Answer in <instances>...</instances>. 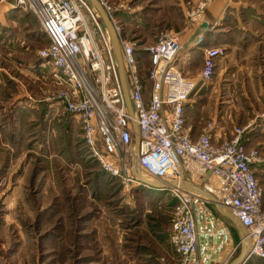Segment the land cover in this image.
I'll use <instances>...</instances> for the list:
<instances>
[{
	"label": "rangeland",
	"instance_id": "rangeland-1",
	"mask_svg": "<svg viewBox=\"0 0 264 264\" xmlns=\"http://www.w3.org/2000/svg\"><path fill=\"white\" fill-rule=\"evenodd\" d=\"M99 1L111 8L124 34L135 42L145 98L151 90L145 48L171 35L172 29L185 34L178 28L180 22L193 29L208 18L214 2ZM14 2L17 7H11L6 26L0 25V264L171 263L176 254L169 245L170 212L178 200L170 191L127 184L88 156L81 127L63 102L66 87L42 57L50 42L36 15L15 0H0V12ZM205 39V34H198L196 44ZM211 48L223 51L216 60L215 78L226 50ZM247 118L236 127L245 130V147L259 152L261 162L253 167L258 170L264 209V109L248 110ZM211 121L202 118L201 134ZM251 130L254 140L247 138ZM184 182L214 190L211 184H217V178L208 172L193 180L185 173ZM210 190L203 191L211 196ZM200 206L202 212L219 215L212 202ZM246 264H264V257Z\"/></svg>",
	"mask_w": 264,
	"mask_h": 264
},
{
	"label": "built area",
	"instance_id": "built-area-1",
	"mask_svg": "<svg viewBox=\"0 0 264 264\" xmlns=\"http://www.w3.org/2000/svg\"><path fill=\"white\" fill-rule=\"evenodd\" d=\"M101 4L119 39L134 118L125 99L111 36L98 11L87 0H19V5H28L34 12L50 42L41 54L66 87L63 102L81 127L88 156L127 184L141 183L133 172L135 157L140 174L159 183L184 182L183 159L197 161L217 178V193L211 191V196L245 229L242 244L248 249L239 264L264 257L263 191L253 167L261 160L257 150L243 144L245 130L235 127L230 137L218 140L211 121L200 136H192L185 107L197 84L178 66L181 44L172 34L145 48L151 83L145 98L135 42L124 34L111 8ZM222 54L218 48L204 51L201 84L212 82L216 60ZM133 122L140 138L138 156ZM202 190L210 189L206 185ZM170 192L178 202L170 212L169 245L176 258L169 264H191L199 246L195 205L210 200L196 192Z\"/></svg>",
	"mask_w": 264,
	"mask_h": 264
},
{
	"label": "crops",
	"instance_id": "crops-1",
	"mask_svg": "<svg viewBox=\"0 0 264 264\" xmlns=\"http://www.w3.org/2000/svg\"><path fill=\"white\" fill-rule=\"evenodd\" d=\"M252 1L214 0L206 18L207 23L204 22L205 19L193 29H187L185 21L180 22L178 28L185 29V34L171 30V34L179 36L181 44L178 66L187 79L198 84L185 107L186 123L194 138L201 134L200 121L204 117H209L216 124L214 132L217 139L223 140L233 134V129L239 122L248 120V110L264 109V0ZM8 4L9 7L0 12L1 26H6L11 10L17 7L15 2ZM22 8L26 10L25 7ZM123 13L125 12L120 14ZM200 33L205 34L206 39L203 43L196 44ZM211 47L224 48L226 55L218 61L217 74L212 82L201 84L204 51ZM141 71L143 73L144 70L141 68ZM252 132L247 133L248 140L255 139ZM182 165L185 173L193 180L208 173L196 166L191 158L185 157ZM256 171L258 170L255 169L258 176ZM189 184L202 189L194 183ZM200 204L204 205L198 202L195 205L199 246L191 264H228L239 249L241 251L237 259H232L236 262L243 248L234 247L245 245L242 241L246 232L242 237L238 226L222 215L215 204L219 215L210 210L208 213L202 212ZM231 225L236 228L237 233Z\"/></svg>",
	"mask_w": 264,
	"mask_h": 264
},
{
	"label": "water",
	"instance_id": "water-1",
	"mask_svg": "<svg viewBox=\"0 0 264 264\" xmlns=\"http://www.w3.org/2000/svg\"><path fill=\"white\" fill-rule=\"evenodd\" d=\"M87 1L98 11L106 29L108 30V32L111 36V39H112V42L114 45V49H115V53H116V57H117V62H118V66H119V76H120L123 91L125 94V99L127 102V106L129 109L130 116L132 118H134V112H133L131 101H130V94H129L128 84H127L126 72H125L123 58H122L121 46L119 43L117 33L115 31V28H114V25H113L111 19L109 18L107 12L105 11L104 7L102 6V4L100 3L99 0H87ZM133 125L135 128V155L138 156L139 151H140V138L138 135L136 123L133 122ZM133 172H134L136 178L141 183H143V184H145L151 188H154V189L165 190V191H170L171 189H179V190H186V191L189 190L188 185L186 183H183V182L159 183V182H155V181H152V180L145 178L138 171L136 162H134V165H133ZM193 187H195V186H193ZM190 192H195V191L190 190ZM196 193L204 195V192H202L201 189L199 191H197ZM208 199L210 200V202H212L213 204H215L217 206L218 211L222 215L231 219L238 226L240 234L243 237L245 229L240 225L238 220L234 216H232L229 212L223 210L214 197L210 196ZM246 252H247V246L243 245V251H242L241 256L238 258V260L236 262H233L232 264H238V262H240L243 259Z\"/></svg>",
	"mask_w": 264,
	"mask_h": 264
},
{
	"label": "bare ground",
	"instance_id": "bare-ground-1",
	"mask_svg": "<svg viewBox=\"0 0 264 264\" xmlns=\"http://www.w3.org/2000/svg\"><path fill=\"white\" fill-rule=\"evenodd\" d=\"M134 162H137V158L135 157V160H134ZM183 183H185V182H183ZM187 184V183H186ZM188 185V188H189V190L188 191H190V190H192V191H195V192H197V191H199L200 190V188H198V187H193L192 185H190V184H187ZM212 186L211 187H213V188H215L214 190H210V191H208L209 193L212 191V192H216L217 193V186H216V184H214V186H213V184H211ZM192 186V187H191ZM202 192H204L205 194V197H210V195L208 194V193H206L205 191H203L202 190ZM211 194V193H210ZM212 195V194H211ZM248 248V247H247Z\"/></svg>",
	"mask_w": 264,
	"mask_h": 264
}]
</instances>
